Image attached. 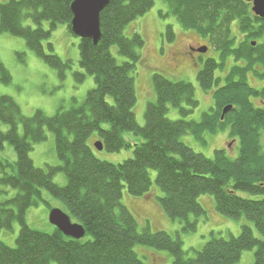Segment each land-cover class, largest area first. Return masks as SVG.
<instances>
[{
  "label": "trees",
  "instance_id": "obj_1",
  "mask_svg": "<svg viewBox=\"0 0 264 264\" xmlns=\"http://www.w3.org/2000/svg\"><path fill=\"white\" fill-rule=\"evenodd\" d=\"M74 1H0V33L24 39L28 48L58 70L64 79L70 62L57 56L52 44L46 49L44 43L59 24L67 25L73 34ZM162 1L169 5L183 28L196 30L203 36L210 35L212 27L223 22L216 20L217 17L241 18L250 14L243 0ZM154 4L155 0H110L100 16L99 44L95 45L91 39L80 40V65L94 77L96 84L84 104L69 111L60 110L53 117L37 111L28 118L11 98L0 96V122L9 127L5 132L0 124V153L8 143L17 156L14 163L0 159V231L12 230L15 222L21 226L16 248L0 242V264H144L134 250L137 245L169 252L173 264H237L243 253L250 250H256L254 264H264V148L261 146L264 101L262 107H256L249 100L258 91L246 83L244 74L256 67L264 69V53L250 48L240 54L234 52L235 62L242 61L246 68L237 64L224 80L222 89L214 92L215 120L208 113L201 122L169 120L170 107L181 110L184 117L198 107L195 89L188 82H172L154 75L156 101L148 104L145 126L140 127L134 113L137 103L134 76L142 62L139 51L145 42L138 33L132 38L125 37L124 31ZM29 21L35 27L26 25ZM45 22L50 24L49 30L43 28ZM167 34L173 36L170 27ZM256 34L259 38L264 35ZM113 47L126 58L125 62L114 57ZM214 66L210 61L206 71L198 75L205 92L212 88ZM0 73L3 81L11 79L1 59ZM255 73L264 78V72ZM76 77L80 81L85 79L83 74ZM183 103L191 109H183ZM227 106L233 108L222 120ZM21 126L23 134H20ZM228 128L230 136L240 142L236 159H231L224 150L217 151L214 159H208L181 140L190 133L205 143L204 134L219 135ZM47 132L55 136L61 165L44 170L35 167L30 153L33 144L47 140ZM127 133L137 141L125 138ZM94 134L108 152L133 149V157L121 164L98 160L89 145ZM151 170L157 172L156 183L164 193L160 199L164 211L170 219L184 225L183 231H196L197 222H191L190 217L206 214L198 200L202 195H210L222 216L234 220L245 217L255 225L261 238L247 225L237 237L227 239L212 234L203 250L189 259L180 237L174 238L164 231L153 233L150 228L140 232L135 217L121 203L123 189L133 198L146 196L152 186ZM58 173L66 176L65 187L54 182ZM11 190L16 195L1 200ZM43 191L61 201L73 223L83 226L86 231L83 240L68 239L57 229L48 234L28 226L26 213L43 200Z\"/></svg>",
  "mask_w": 264,
  "mask_h": 264
},
{
  "label": "rangeland",
  "instance_id": "obj_2",
  "mask_svg": "<svg viewBox=\"0 0 264 264\" xmlns=\"http://www.w3.org/2000/svg\"><path fill=\"white\" fill-rule=\"evenodd\" d=\"M0 1L5 2L6 0ZM245 8L248 11V5ZM250 16H252L251 13L244 17ZM249 24H251V21L248 18H243L242 23H238L239 32L245 38L247 45H236L235 47L239 48L237 54L248 50L249 41L264 44V38H259L256 34L261 31V26H258L259 28H248ZM26 25L35 27L30 21ZM169 27L172 37L167 34ZM43 28L49 30L50 24L45 22ZM136 33L140 34L145 42L144 48L139 51L142 62L138 64L134 76L137 95L134 113L138 125L140 127L145 126L147 106L149 103L156 101L153 85V77L156 74L172 82L184 81L192 84L195 89V98L199 102L198 107L192 111V114L185 117L182 116L181 110L170 107L167 114L169 120L201 122L203 115L207 113L211 114L215 120L217 116L212 109L216 107V94L214 93L213 95L212 88L207 93L201 88L197 80V70L199 68L193 65L186 57L187 48L190 45L203 44L208 48L210 47V51H213L216 44L212 42V45H208V42L199 36L200 34L196 30L186 31L185 28L183 29L181 22L171 13L169 5L162 0H155L153 8L144 16L131 22L124 31V35L127 38H132ZM80 40L68 30L67 25L59 24L53 30L49 41L44 43L46 49L48 44H52L55 54L64 62H70V67L66 70L65 78L63 79L58 70L50 67L41 57L28 48L24 39L8 33H0V59L11 77L8 82H5L0 73V96L11 98L20 108L22 115L28 118L33 117L37 111H42L47 116L53 117L60 110L69 111L75 106L84 104L87 94L96 87V84L94 77L88 75L80 65ZM46 52L48 53L47 50ZM111 52L119 62L126 61V58L118 54L115 47L111 49ZM213 53L216 52L213 51ZM213 53L209 55H213ZM217 57L220 58L219 56ZM173 61H177L181 66L176 68ZM227 63L228 65L229 63L230 65H244L242 61L236 63L234 58H229ZM220 69L221 74L218 72V78L216 77V88L218 91L222 89L223 80L228 76L229 67L223 65ZM258 69L261 73L264 72L263 68L256 67V70ZM77 74L85 75V79L80 81L76 77ZM244 74L246 75V83L252 89L258 91L257 94L251 95L249 100L255 103L256 107H262L263 103L261 101H264V78L257 76L253 70H248ZM220 75L223 78H220ZM182 108L191 109L185 103H183ZM0 124L3 131L9 130L8 126L1 122ZM230 130L228 128L226 132H221L219 135L204 134L205 143L196 140L190 133L184 135L181 140L194 152L202 154L208 159H214L215 153L220 150H224L231 159H236L239 155L240 142L237 138L230 136ZM20 134H23L22 126L20 127ZM125 138L137 141L130 133L125 134ZM138 140L141 142V139ZM98 142L100 141L94 134L89 141V145L93 148L95 157L100 161L121 164L133 157V149L123 150L119 153H111L105 149L99 151L95 148V144ZM261 146L264 148V137L261 140ZM32 147L30 157L36 168L47 170L48 166L58 167L61 165L56 151L55 136L51 132H47V140L45 142L35 143ZM0 159L8 160L11 163L17 161L16 152L12 145L5 144V149L0 153ZM150 175L152 186L150 192L143 198H133L127 189H123L121 203L135 217L140 232L150 228L153 233L164 231L174 238L180 237L183 243V250L189 259L194 258L197 252L203 250L205 245L211 240L212 234L215 237L227 239L231 238V236L237 237L240 235L242 227L247 225L253 230L257 238H261L255 225L245 217L234 220L222 216L216 209L214 197L210 195H202L198 200L206 214L198 218L193 215L190 217L191 222H197L196 231L191 233L183 231L184 225L179 221L170 219L161 205L160 199L164 197V193L156 183L157 172L151 170ZM53 180L61 187L67 185V178L63 173L55 175ZM16 193L11 190L9 195L3 196L1 200L13 198ZM246 196L248 197V195ZM42 197L43 200L37 206L31 207L27 211L26 222L34 230L52 234L55 232V228L49 223L51 210L59 209L66 213L67 208L47 191L42 192ZM250 198L254 199V197ZM20 229L19 222H15L12 230L0 231V242L10 248H16ZM134 250L144 264H173V257L169 252L157 251L142 245H137ZM255 252L256 250L245 251L237 264H254Z\"/></svg>",
  "mask_w": 264,
  "mask_h": 264
},
{
  "label": "flooded vegetation",
  "instance_id": "obj_3",
  "mask_svg": "<svg viewBox=\"0 0 264 264\" xmlns=\"http://www.w3.org/2000/svg\"><path fill=\"white\" fill-rule=\"evenodd\" d=\"M248 5V11L252 14L250 17H242V18H233V17H217L216 20L218 21H223L221 24L217 23L215 26L212 27L213 31H210V35H199L203 37L207 42L208 45H212V42L215 43V47L213 48V51L216 53H213V51H210V47L208 48L207 46L203 44H195V45H190L187 48V57L193 65L198 67L199 69L197 70V80H198V75L199 73L206 71V66L210 61L214 62V73H213V79L214 82L212 83V89H213V95L214 92L218 91L216 88L217 86V74L220 72L221 74V69L220 67L227 66L229 67L227 75L231 72V69L234 68L236 65H228L227 61L229 58H233L234 52H237L239 48L235 47L236 45H242L244 46L247 45L245 42V38H243L239 32L240 28L238 23H242L243 18H248L251 21V24L248 25V28H259L258 26H261V31L258 32L259 34L264 33V18H261L257 16L254 11H253V3H246ZM184 29V28H183ZM187 30H192V29H185ZM191 32V31H190ZM193 32V31H192ZM197 34L196 32H193ZM264 38V35L263 37ZM243 39V40H242ZM229 44V47L226 48V46ZM233 44V46H231ZM249 48L251 50H254L256 53H264V44H260L255 41H249ZM260 45V47H258ZM210 53H213V55H209ZM219 56L220 58H218ZM223 56V57H222ZM217 57V58H216ZM186 60V59H185ZM225 60V61H224ZM173 64L175 65L176 68H179L181 64L177 61H173ZM237 67L241 68H246L245 65H237ZM209 70V69H208ZM255 72H260L258 70H253ZM208 77V74L207 76ZM217 77V78H216ZM220 78H223V76L220 75ZM199 82V81H198ZM199 85L201 86L200 82ZM224 86V80L223 84L221 85V88ZM202 88V87H201ZM208 92V91H207ZM206 92V93H207Z\"/></svg>",
  "mask_w": 264,
  "mask_h": 264
},
{
  "label": "water",
  "instance_id": "obj_4",
  "mask_svg": "<svg viewBox=\"0 0 264 264\" xmlns=\"http://www.w3.org/2000/svg\"><path fill=\"white\" fill-rule=\"evenodd\" d=\"M253 3L254 13L264 18V0H245ZM110 0H75L71 6L73 13L72 31L80 39H91L95 45L99 44L101 39V13L109 6ZM232 110V106L224 109L222 119ZM99 151L104 150L101 142L95 144ZM49 223L57 229L64 237L81 241L86 237V231L83 226L73 223L70 216L59 209L51 210L49 214Z\"/></svg>",
  "mask_w": 264,
  "mask_h": 264
}]
</instances>
